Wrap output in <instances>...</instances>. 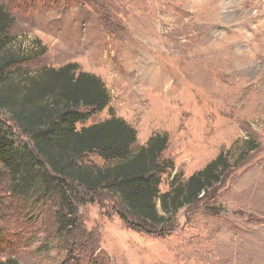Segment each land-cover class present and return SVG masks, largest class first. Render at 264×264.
Masks as SVG:
<instances>
[{"label":"rangeland","instance_id":"obj_1","mask_svg":"<svg viewBox=\"0 0 264 264\" xmlns=\"http://www.w3.org/2000/svg\"><path fill=\"white\" fill-rule=\"evenodd\" d=\"M0 5L15 19L11 47L24 56L20 70L28 78L76 64L105 83L115 116L137 131L134 150L156 134L169 136L163 158L172 159L175 170L163 176L162 192L175 174L186 181L221 152L234 165L249 147L240 164L203 201L182 210L166 234L133 230L119 216L129 219L116 199L99 193L86 198L71 246L55 236L49 212L32 214L10 200L0 174L1 226L8 242L0 260L264 264V0ZM110 117L108 108L78 129Z\"/></svg>","mask_w":264,"mask_h":264},{"label":"trees","instance_id":"obj_2","mask_svg":"<svg viewBox=\"0 0 264 264\" xmlns=\"http://www.w3.org/2000/svg\"><path fill=\"white\" fill-rule=\"evenodd\" d=\"M14 22L0 5V174L10 200L32 214L49 212L55 236L70 246L86 198L99 193L114 198L129 219L123 212L119 216L133 230L163 235L182 210L203 201L249 152L248 147L240 153L234 165L221 152L186 181L175 174L162 192L163 176L175 170L173 160L163 158L169 136L156 134L134 150L137 131L115 116L105 83L76 64L28 78L20 70L24 56L11 47ZM108 108L109 119L78 129ZM2 220L0 212V253L8 244ZM0 264L20 263L6 258Z\"/></svg>","mask_w":264,"mask_h":264}]
</instances>
